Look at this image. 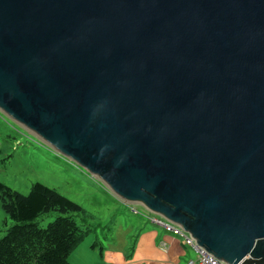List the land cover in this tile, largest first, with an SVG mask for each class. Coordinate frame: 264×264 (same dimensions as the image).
<instances>
[{
  "label": "water",
  "instance_id": "obj_1",
  "mask_svg": "<svg viewBox=\"0 0 264 264\" xmlns=\"http://www.w3.org/2000/svg\"><path fill=\"white\" fill-rule=\"evenodd\" d=\"M0 111L227 264H264V0H0Z\"/></svg>",
  "mask_w": 264,
  "mask_h": 264
},
{
  "label": "rangeland",
  "instance_id": "obj_2",
  "mask_svg": "<svg viewBox=\"0 0 264 264\" xmlns=\"http://www.w3.org/2000/svg\"><path fill=\"white\" fill-rule=\"evenodd\" d=\"M0 114V183L25 196L40 183L83 208L67 214L52 211L32 222L47 228L68 217L88 232L69 256L70 264L198 263V254L182 238L154 222L158 217L119 199L101 180ZM17 224L0 198V240Z\"/></svg>",
  "mask_w": 264,
  "mask_h": 264
},
{
  "label": "trees",
  "instance_id": "obj_3",
  "mask_svg": "<svg viewBox=\"0 0 264 264\" xmlns=\"http://www.w3.org/2000/svg\"><path fill=\"white\" fill-rule=\"evenodd\" d=\"M0 198L6 214L18 223L0 240V264H70L69 256L88 232L68 217H59L47 228L32 222L52 211L67 214L82 207L40 183L27 196L0 183Z\"/></svg>",
  "mask_w": 264,
  "mask_h": 264
},
{
  "label": "built area",
  "instance_id": "obj_4",
  "mask_svg": "<svg viewBox=\"0 0 264 264\" xmlns=\"http://www.w3.org/2000/svg\"><path fill=\"white\" fill-rule=\"evenodd\" d=\"M155 223L163 227L165 230L170 231L174 233L177 236H180L182 238L184 244L188 247H190L192 250H194L199 257L198 264H226L223 261L218 260L213 255H211L209 252L201 248L197 241L189 234L185 233L180 228L174 227L173 225L163 222L160 220H154ZM189 264H194L193 262H190Z\"/></svg>",
  "mask_w": 264,
  "mask_h": 264
},
{
  "label": "clouds",
  "instance_id": "obj_5",
  "mask_svg": "<svg viewBox=\"0 0 264 264\" xmlns=\"http://www.w3.org/2000/svg\"><path fill=\"white\" fill-rule=\"evenodd\" d=\"M154 220H160V221H163V222H167V221H164V220H162V219H160L159 217L158 218H154ZM155 222V221H154ZM167 223H169V222H167ZM169 224H171V225H173L172 223H169ZM174 227H177V226H175V225H173ZM163 228V227H162ZM177 228H179V227H177ZM181 229V228H180ZM181 230H183V229H181ZM184 231V230H183ZM168 232H170V231H168ZM185 233H187V234H189V235H191V233H188V232H186V231H184ZM172 233V232H171ZM173 235H175L174 233H172ZM175 236H177V235H175ZM178 237H180V236H178ZM195 239V238H194ZM196 240V239H195ZM197 241V240H196ZM198 243V242H197ZM199 245V244H198ZM200 246V245H199ZM201 247V246H200ZM201 248H203V247H201ZM204 250H206L205 248H203ZM207 251V250H206ZM208 252V251H207ZM211 254V253H210ZM211 255H213V254H211ZM214 256V255H213ZM215 257V256H214ZM216 258V257H215ZM219 260V259H218ZM198 261H199V257H198ZM220 261H222V260H220ZM194 263V262H193ZM226 263V262H225ZM189 264V263H188ZM194 264H196V263H194ZM198 264V263H197ZM227 264V263H226Z\"/></svg>",
  "mask_w": 264,
  "mask_h": 264
},
{
  "label": "crops",
  "instance_id": "obj_6",
  "mask_svg": "<svg viewBox=\"0 0 264 264\" xmlns=\"http://www.w3.org/2000/svg\"><path fill=\"white\" fill-rule=\"evenodd\" d=\"M163 249L166 250V248H163ZM190 262H193V261H190ZM190 262H189V263H190ZM194 263H196V262H194ZM196 264H197V263H196Z\"/></svg>",
  "mask_w": 264,
  "mask_h": 264
}]
</instances>
